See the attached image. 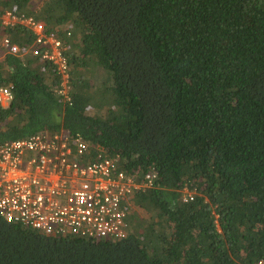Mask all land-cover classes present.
Returning a JSON list of instances; mask_svg holds the SVG:
<instances>
[{
  "label": "trees",
  "instance_id": "trees-1",
  "mask_svg": "<svg viewBox=\"0 0 264 264\" xmlns=\"http://www.w3.org/2000/svg\"><path fill=\"white\" fill-rule=\"evenodd\" d=\"M6 10L71 29L69 101L55 68L0 52L13 94L0 143L66 132L90 159L157 180L132 196L118 241L0 217V264L264 262V0H0ZM25 34L0 40L23 47Z\"/></svg>",
  "mask_w": 264,
  "mask_h": 264
},
{
  "label": "built area",
  "instance_id": "built-area-1",
  "mask_svg": "<svg viewBox=\"0 0 264 264\" xmlns=\"http://www.w3.org/2000/svg\"><path fill=\"white\" fill-rule=\"evenodd\" d=\"M15 28L26 31L27 44L22 47L5 36L0 52L27 56L55 68L61 77L58 94L69 101L68 46L61 33L34 15L6 10L0 17V29ZM12 101L10 88L1 87L0 106ZM90 151L88 143L63 133H38L0 143V217L46 235L125 238L131 196L155 187L157 178L153 173H127L102 155L90 159ZM192 200V194L185 193L181 201Z\"/></svg>",
  "mask_w": 264,
  "mask_h": 264
},
{
  "label": "clouds",
  "instance_id": "clouds-1",
  "mask_svg": "<svg viewBox=\"0 0 264 264\" xmlns=\"http://www.w3.org/2000/svg\"><path fill=\"white\" fill-rule=\"evenodd\" d=\"M25 14H27V13H25ZM31 15H34V14H31ZM36 18H37V16L36 15H34ZM1 17V16H0ZM37 19H39V18H37ZM39 20H41V21H43L41 18L39 19ZM44 23V22H43ZM45 24V23H44ZM46 25V24H45ZM46 27L47 28H50L48 25H46ZM52 29H54V28H52ZM54 30H56V29H54ZM59 33H61V38L65 41V39L66 38H69L70 36H71V29L68 27V26H63L62 27V30H60V31H58ZM67 33H69V35L67 34ZM11 39V38H10ZM28 58V57H27ZM32 59V58H31ZM28 60H29V58H28ZM37 60V59H36ZM37 61H39V60H37ZM40 62V61H39ZM42 63V62H41ZM43 64H47V63H43ZM49 65V64H48ZM61 133H63V134H67L66 132H61ZM36 134H38V133H36ZM68 135V134H67ZM68 136H70V135H68ZM185 193H191L192 194V192H190V191H188L187 189H184L182 192H180V194H181V197L179 196V200H180V203H182V204H186V203H183L181 200H182V197H183V195L185 194ZM193 196V195H192ZM131 198H132V196H131ZM127 230V229H126ZM126 234H127V232H126ZM257 264H264V262L263 261H259Z\"/></svg>",
  "mask_w": 264,
  "mask_h": 264
},
{
  "label": "rangeland",
  "instance_id": "rangeland-1",
  "mask_svg": "<svg viewBox=\"0 0 264 264\" xmlns=\"http://www.w3.org/2000/svg\"><path fill=\"white\" fill-rule=\"evenodd\" d=\"M56 30L60 31V30H62V27L59 29H56ZM20 38H21L20 43H24L28 39L27 36H21ZM32 61L35 62L37 64V66H43L44 65L43 63H41L39 61H36V60H32Z\"/></svg>",
  "mask_w": 264,
  "mask_h": 264
}]
</instances>
